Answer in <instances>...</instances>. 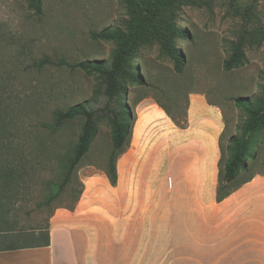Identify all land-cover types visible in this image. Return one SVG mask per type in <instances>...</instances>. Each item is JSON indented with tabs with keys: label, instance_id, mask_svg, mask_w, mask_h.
I'll list each match as a JSON object with an SVG mask.
<instances>
[{
	"label": "rangeland",
	"instance_id": "374dc122",
	"mask_svg": "<svg viewBox=\"0 0 264 264\" xmlns=\"http://www.w3.org/2000/svg\"><path fill=\"white\" fill-rule=\"evenodd\" d=\"M39 2L37 13L27 0H0V101L10 131L1 159L14 172L10 188L4 194L0 192V247L44 241L56 212L73 210L78 202L77 191L87 185V192L96 181V191L116 198L123 193L169 194L160 201L161 246L144 248L145 255L154 251V255L167 258L171 253L166 227L185 221L178 213L169 215V197L180 195L182 199L176 202L182 209H195L201 202L194 197L195 192L206 187L209 178L210 188L215 182V196L218 190L232 195L251 179L264 178V129L257 133L245 159L246 167L236 179L224 184L220 178L228 158L229 139L239 134L246 118L245 111L235 105V98L255 100L262 95L264 0H198L197 4L179 6L174 24L183 31V37L175 42L184 60L182 72H175L173 61L159 42L142 44L135 52L132 63L143 84L128 85L123 96L133 121L129 144L116 160L115 186L106 176L112 149L111 126L106 118L98 120L90 148L62 192L57 190L61 159L72 152L82 120L68 121L56 131L46 125L53 123L55 111L85 101L98 115L116 109L115 103H109L103 94L100 74H87L71 65L83 60H104L109 64L116 43L96 38L94 33L105 28L128 31L133 20L124 0ZM244 31L253 36L244 45L245 61L226 71L223 62ZM193 98L203 99L222 122L214 142L216 158H211L209 148L207 157L200 162L193 159L197 148L190 149L184 141L194 138L171 132L174 122L166 114L169 112L179 122L186 119L187 127V110ZM149 104L154 106L149 109L152 120L145 121L141 108ZM195 105L192 102L189 109L191 119L197 116ZM1 172L0 167V186L4 181ZM263 178H255L250 185L264 198ZM51 195L54 198L46 203V197ZM221 201L217 204L208 199L206 205L202 202L208 207L209 224L232 226V207L222 208ZM113 202L116 205L112 214H121L120 200ZM228 204L230 199L225 202ZM152 212L156 215L150 209H145L144 214ZM153 217L148 219L157 223ZM188 217L191 216L184 217L187 222Z\"/></svg>",
	"mask_w": 264,
	"mask_h": 264
},
{
	"label": "crops",
	"instance_id": "0c3cea01",
	"mask_svg": "<svg viewBox=\"0 0 264 264\" xmlns=\"http://www.w3.org/2000/svg\"><path fill=\"white\" fill-rule=\"evenodd\" d=\"M192 102L196 103L197 116L191 119ZM203 102L201 98L191 99L187 127L178 128L173 124L171 130L184 138H194L195 142H186L182 137L190 149L197 148L193 159L198 162L205 160L209 148L211 158H216L214 142L222 127L220 115ZM152 107L149 104L141 108L145 121L152 120L149 115ZM259 177L263 178H255ZM255 178L221 201L222 208L232 207L234 221L229 227L209 224L208 207L202 205L208 199L217 203L215 182L210 188L212 179L209 178L206 187L195 192L194 197L201 200L199 208L182 209L181 203L176 202L182 199L180 195L169 197V215L178 213L180 220L185 221L166 227V243L171 253L167 258L154 255V251L145 255L144 248L154 250L161 246L160 201L169 194L123 193L116 198L96 191L97 182L92 181L87 192L85 186L73 210L56 212L48 231V245L19 246L18 249H10L16 244L0 247V264H264V198L250 185ZM116 199L120 200L119 215L112 214ZM229 199L230 204L225 205ZM145 209L155 210L156 215L153 212L145 215ZM149 216H154L152 219L157 223H151ZM186 216H191L189 222Z\"/></svg>",
	"mask_w": 264,
	"mask_h": 264
},
{
	"label": "trees",
	"instance_id": "16d2710c",
	"mask_svg": "<svg viewBox=\"0 0 264 264\" xmlns=\"http://www.w3.org/2000/svg\"><path fill=\"white\" fill-rule=\"evenodd\" d=\"M30 8L35 12H40L39 0H27ZM127 4L133 22L128 31L120 29L105 28L94 37L101 40L113 41L116 48L112 53L109 64L104 60H83L71 65L72 68L80 69L87 74L97 73L103 78V94L109 103H115V110L107 114H96L89 109L88 102L78 103L66 110H57L53 115V123L46 125L50 130L56 131L64 123L75 119H81L82 125L77 142L69 155L61 159L60 179L57 183L58 192H62L71 182L73 171L80 163L81 159L88 152L90 145L97 131L99 119H108L111 126V145L106 176L112 186L117 182L116 160L123 153L129 144L131 123L133 115L129 107L125 104L123 96L126 94L128 85H141L143 79L133 65L135 52L139 46L145 43L156 41L161 43L164 52L174 63L176 73H181L183 68V57L176 47V39L183 37V31L175 26L176 9L181 5L197 4L198 0H124ZM253 36L244 31L238 40L233 43L231 54L224 60L223 69L229 71L239 67L245 61L244 45ZM249 38V39H248ZM235 105L242 108L246 113V118L240 126L239 134L230 137L227 146L228 158L225 160L221 181L231 183L236 179L239 172L246 167L245 159L250 154V149L254 144L257 133L264 129V86L262 95L255 100L249 97L239 96L235 98ZM0 101V167L4 181L0 186V192L4 194L11 185L14 172L7 161L1 159L6 140L8 138V123L3 115ZM105 109H109L106 105ZM166 114L172 119L175 125L180 128L186 127V119L179 122L175 120L169 112ZM82 188L77 191L76 198L79 199ZM230 192L216 193V201L220 202L227 197ZM54 195L46 197V203L52 200ZM5 224V222L3 223ZM44 241L36 245L46 246L49 244L48 231L44 233ZM28 246V245H26ZM21 248L18 245L10 249Z\"/></svg>",
	"mask_w": 264,
	"mask_h": 264
}]
</instances>
